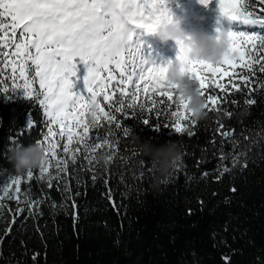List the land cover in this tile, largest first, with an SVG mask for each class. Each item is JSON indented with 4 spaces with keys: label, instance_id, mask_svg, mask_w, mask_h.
<instances>
[{
    "label": "snow or ice",
    "instance_id": "snow-or-ice-1",
    "mask_svg": "<svg viewBox=\"0 0 264 264\" xmlns=\"http://www.w3.org/2000/svg\"><path fill=\"white\" fill-rule=\"evenodd\" d=\"M199 2L205 8L214 5L221 25L217 31L227 33L229 51L218 64H209L188 59L184 46L177 42L175 61L197 83L205 109L231 119L233 113L226 104L239 107L238 97H243L246 105H254L253 93L264 90V0ZM169 15L164 0H0V93L38 102L45 117L40 139L35 140L44 147V160L38 169L9 177L0 186V211L7 199L25 203L42 215L39 206L44 200L31 199L33 179L66 193L65 199L77 208L75 196L80 193L73 194L69 183L76 179L77 165L91 172L95 183L100 175L93 165L98 150L108 148L111 163L116 157L131 160L138 155L135 150L132 157L121 154L120 133L124 138L132 133L126 121L142 123L155 132L168 129L171 136L195 135L198 123L192 120L187 102L176 103L175 92L163 83L173 61L157 62L140 39L153 33ZM77 62L86 71L82 87L74 88ZM90 101L98 107L96 128H89L84 119ZM36 123L29 116L25 128L10 137L11 144L21 145V138L30 135ZM213 123L216 127L210 142L215 144L218 135L221 144L230 141L236 149L240 143L236 130L220 120ZM105 125L106 133L97 131ZM229 156L232 167H221L217 180L234 168L247 167L246 151L221 152L219 158L223 162ZM137 163L141 177L145 169L154 168L150 161ZM183 167L180 161L174 171ZM104 182L108 184V180ZM17 211L22 216L26 209ZM222 259L230 264L229 257Z\"/></svg>",
    "mask_w": 264,
    "mask_h": 264
},
{
    "label": "trees",
    "instance_id": "trees-1",
    "mask_svg": "<svg viewBox=\"0 0 264 264\" xmlns=\"http://www.w3.org/2000/svg\"><path fill=\"white\" fill-rule=\"evenodd\" d=\"M253 96L256 103L251 106L243 97H238L239 107L225 105L233 113L231 119L209 113L191 137L126 121L142 142L157 147L175 142L183 152V169H173L158 190L152 187L153 170L145 169L140 176L137 161L148 160L139 154L131 160L116 157L107 168L93 161L100 174L95 183L92 173L77 165L76 179L69 181L73 194L80 193L75 209L66 193L33 179L31 199L44 200L42 215L23 214L16 220L0 245V264H225L223 257H229L230 264H264V90ZM29 116L37 123L21 138L23 146L40 139L43 109L22 95L6 98L0 93V186L26 173L17 175L8 155L10 137L25 128ZM216 120L236 130V149L230 141L221 144L218 135L215 144L210 142ZM97 131L106 133L107 125ZM120 135L122 156L132 157L137 149L131 136ZM241 150L247 152V167L234 168L217 180L221 167H232L231 156L221 162V152ZM98 152L110 154L108 148ZM7 242L12 253L5 249Z\"/></svg>",
    "mask_w": 264,
    "mask_h": 264
},
{
    "label": "clouds",
    "instance_id": "clouds-1",
    "mask_svg": "<svg viewBox=\"0 0 264 264\" xmlns=\"http://www.w3.org/2000/svg\"><path fill=\"white\" fill-rule=\"evenodd\" d=\"M174 0H164L169 9V18H162L153 35L159 44L169 42L177 45L182 44L185 55L193 61H205L209 64H218L229 51L230 42L226 32L209 34L205 31L192 28L185 30L182 26L186 10L179 7V16L174 18L170 11ZM195 24H202L205 16L194 15ZM184 66L179 62L169 64L163 75L165 88L175 92L176 103L187 102V108L191 113L192 120L197 123L206 121L209 112L204 107L203 98L197 93V83L190 78V75L183 70ZM85 112V123L89 128L97 127L98 107L96 103L89 102ZM131 142L137 149V153L147 158L154 165L152 176V187L154 190L160 188L161 183H167L172 175L176 164L183 159V152L175 142H168L162 146H154L148 141H141L140 138L131 133ZM44 160V147L34 142L27 146L16 145L9 148L8 161L17 175L23 174L30 169H38ZM94 162L97 167L107 168L111 165L110 154L98 152L95 154Z\"/></svg>",
    "mask_w": 264,
    "mask_h": 264
},
{
    "label": "rangeland",
    "instance_id": "rangeland-1",
    "mask_svg": "<svg viewBox=\"0 0 264 264\" xmlns=\"http://www.w3.org/2000/svg\"><path fill=\"white\" fill-rule=\"evenodd\" d=\"M179 7H183L186 10L185 19L183 21L182 26L185 28V30H191L192 28H196L201 31H205L209 34H216L218 33L217 29L221 27V25H217L216 23V17L218 16V13L215 10L214 5L210 4L207 8H205L199 0H174L170 11L174 14V18L179 16ZM194 15H203L205 16V21L202 24H195L193 21ZM153 39L154 41L148 40L146 42L145 38ZM143 45L145 46L146 50H151L153 45L161 46L157 40H155V37L150 34H144L140 37ZM158 43V44H157ZM172 47L174 48L175 54H176V46L169 42ZM158 49H160L158 47ZM160 51V52H164ZM175 57H171L170 60L175 62ZM85 66L83 64H80L77 62V77L78 79L74 80V88L82 87L83 83V76L85 74ZM2 194V193H1ZM21 200L24 199L23 196L20 197ZM5 207L2 211H0V245H2L3 237L7 236L12 229V227L15 225L16 220L20 218V214L18 213V209H26V211L23 213L25 215L33 216L35 212L31 209H28V205L25 203H17L15 200H7L5 199L3 201ZM15 219V223H13V220ZM10 243V242H9ZM8 242L5 244V249L8 253H12L13 249L11 245Z\"/></svg>",
    "mask_w": 264,
    "mask_h": 264
},
{
    "label": "bare ground",
    "instance_id": "bare-ground-1",
    "mask_svg": "<svg viewBox=\"0 0 264 264\" xmlns=\"http://www.w3.org/2000/svg\"><path fill=\"white\" fill-rule=\"evenodd\" d=\"M216 23H217V25H220L219 23H218V16L216 17ZM145 38V37H144ZM146 39V42L148 41V40H150V41H154L153 39H150V38H145ZM156 40V39H155ZM158 44V43H157ZM161 45V44H160ZM158 47L160 48V49H158ZM152 49L150 50L151 52H152V55H153V57H154V59L157 61V62H167L168 60H170V58L172 57L173 58V56L175 57V51H174V48L172 47V45L170 44V43H167V44H164V45H162V47L161 46H157V45H153L152 47H151ZM163 50H165L164 52L165 53H163V52H160V51H163ZM175 59V58H174Z\"/></svg>",
    "mask_w": 264,
    "mask_h": 264
}]
</instances>
